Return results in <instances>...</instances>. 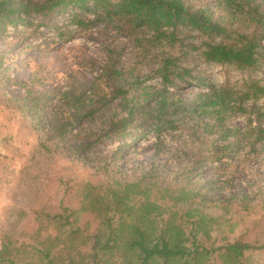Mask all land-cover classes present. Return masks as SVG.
Returning <instances> with one entry per match:
<instances>
[{"label":"rangeland","instance_id":"1","mask_svg":"<svg viewBox=\"0 0 264 264\" xmlns=\"http://www.w3.org/2000/svg\"><path fill=\"white\" fill-rule=\"evenodd\" d=\"M185 2L239 32L254 29L223 0ZM70 9L0 22V251L29 243L93 264L86 235L108 217L142 215L208 245H264V97L237 108L247 81L264 85V50L251 68L208 62L151 30L129 33L102 10ZM202 40L192 32L185 41ZM164 56L178 58L191 85L164 86ZM213 89L226 93L222 114L207 104ZM18 258L26 264L29 253ZM114 260L139 264L123 249ZM251 264H264V250Z\"/></svg>","mask_w":264,"mask_h":264},{"label":"trees","instance_id":"2","mask_svg":"<svg viewBox=\"0 0 264 264\" xmlns=\"http://www.w3.org/2000/svg\"><path fill=\"white\" fill-rule=\"evenodd\" d=\"M223 2L236 14L248 16L249 21L254 24L253 31L242 33L215 22L205 10L189 5L185 0H0V22H12L13 16L17 14L36 21L41 15L47 16L58 9L72 11L70 8L78 7L92 11L102 10L105 16L126 27L129 33L151 30L157 34L158 40H167L172 46L177 43L182 47L189 45V50L199 51L208 62L255 67L261 51L264 50V0ZM192 32L203 37L200 45L186 44L187 35ZM162 60L159 74L166 88L174 87L177 79L186 85L192 84V80L186 79L191 74L190 71L181 70L178 58L164 56ZM246 86L248 88L242 94L237 107L242 111L247 110L245 103L252 97H264V85L259 81H247ZM210 93L212 95L207 104L210 103L218 114L225 112L229 108L226 93L216 89ZM166 99L163 95L157 100L156 109L160 115L168 108ZM262 116L259 115V118ZM260 120L264 123V120ZM155 121L157 130L166 124L161 116ZM259 132L264 134V128L259 129ZM70 216L71 214H58L53 218L66 222ZM124 218L121 216L115 220L108 217L102 227L86 235L90 240L93 264H113L109 260L121 249L134 253L139 264H251L252 254L257 250H264V245H253L240 238L219 246L204 244L195 235L192 239L186 237L182 227L169 220L162 221L155 228L152 226V218L146 215L132 221ZM78 229L72 231V234L75 232L73 235H78ZM26 251L29 253L26 264H78L76 256L70 251L64 257L58 258L52 250L44 251L29 243H6L0 251V261L20 264L18 256Z\"/></svg>","mask_w":264,"mask_h":264}]
</instances>
